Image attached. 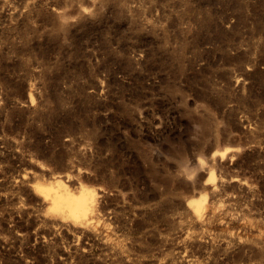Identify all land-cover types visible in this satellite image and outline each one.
<instances>
[{
    "label": "rangeland",
    "instance_id": "obj_1",
    "mask_svg": "<svg viewBox=\"0 0 264 264\" xmlns=\"http://www.w3.org/2000/svg\"><path fill=\"white\" fill-rule=\"evenodd\" d=\"M0 264H264V0H0Z\"/></svg>",
    "mask_w": 264,
    "mask_h": 264
},
{
    "label": "bare ground",
    "instance_id": "obj_2",
    "mask_svg": "<svg viewBox=\"0 0 264 264\" xmlns=\"http://www.w3.org/2000/svg\"><path fill=\"white\" fill-rule=\"evenodd\" d=\"M41 189L45 192L46 197L49 199L51 205L54 208H58L63 213H68V214H72V215L79 216V217L84 216L83 217L84 219L82 218L81 223L85 227H89V225L91 223L90 219H93L97 215V213H96V200L92 196H88V197H86V200H84V197H81L80 194H78V197H75V196H72L74 194L71 195L68 192L60 193V192H58L59 190L58 191L54 190L52 186L51 187H49V186L48 187H41ZM81 195H83V193ZM200 211L203 212V209ZM203 213L205 214V211ZM65 216H66V214H65Z\"/></svg>",
    "mask_w": 264,
    "mask_h": 264
}]
</instances>
